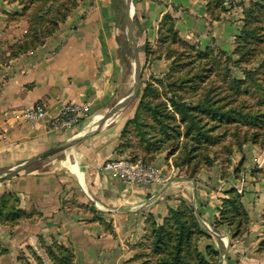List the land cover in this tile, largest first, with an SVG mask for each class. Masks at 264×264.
<instances>
[{
	"label": "crops",
	"instance_id": "crops-1",
	"mask_svg": "<svg viewBox=\"0 0 264 264\" xmlns=\"http://www.w3.org/2000/svg\"><path fill=\"white\" fill-rule=\"evenodd\" d=\"M120 1L77 0L41 44L0 63V194L12 192L26 214L14 224L0 222V264H26L25 259L37 264L36 256L52 264L47 247L54 245L73 251L72 264H136L151 223H162L184 202L194 207L204 229L207 224L216 233L204 236L202 244L218 251L217 264H264L260 148L246 145L243 150L242 202L250 224L239 236L229 225L216 224L228 185L236 187L232 177H222L216 162L192 175L187 166L175 165L166 151L160 152L151 161L160 179L149 184L127 183L104 167L110 158L128 157L116 148L136 106L132 101L100 123L135 85V55ZM207 2L132 0L143 63L140 92L152 75L160 77L170 69V58L156 57L165 13L175 18L179 36L188 43L232 52L242 25L241 0H223L226 10L219 19L208 13ZM22 8L19 1L0 0V52L22 32L21 27L13 30L9 19ZM69 102L88 104L89 116L75 126L51 129V118ZM36 103L44 104L46 116L30 123L21 116L22 109ZM71 140L63 151L7 173Z\"/></svg>",
	"mask_w": 264,
	"mask_h": 264
},
{
	"label": "trees",
	"instance_id": "trees-1",
	"mask_svg": "<svg viewBox=\"0 0 264 264\" xmlns=\"http://www.w3.org/2000/svg\"><path fill=\"white\" fill-rule=\"evenodd\" d=\"M12 1H19L23 5V8L20 13H10L9 19L11 20L18 16H24V14L31 11L35 5L34 0ZM51 2L53 4V1ZM120 3L122 6V1H120ZM52 4L50 7L51 9L46 10V15L52 10L61 12L57 18L52 17L50 19L51 22H53L52 27L45 34L40 33L41 38L39 39L34 37L37 36V34H34V36L31 34V36L34 37L33 42H25L22 49L12 52L7 58L0 59V63H5L18 54L33 49L41 44L47 36L56 30L59 23L66 19L69 11L77 4V0H72L70 3H67L66 1L62 2L56 6V8ZM207 8L208 13L213 19H219L221 13L226 10L223 0H208ZM244 13V26L235 38L237 43L234 49L235 52L241 50L240 45H242L241 40L243 37L248 39V37H250L249 35H251L249 34V31H247V18L249 17L247 10H245ZM35 29L37 30L36 26H33L31 28L32 32H35ZM242 33H244V36ZM158 46L161 52L157 54L156 57L164 55L172 60L170 69L164 75L165 78L169 79L168 83L165 84L162 79L156 80L159 85L165 84L169 87V90L172 93L171 97L168 99L171 104V109L168 108L165 102H161L160 105L155 104V106L152 107L149 93L158 90V84L151 79L146 80L138 107L134 116L125 123L121 132L120 143L117 146L116 151L120 154H124L127 153V150L130 147L133 149V151L127 153L130 155V159L134 161L141 160L142 162H151L155 156L165 148L164 142L167 140L166 138H174L182 133L181 127L183 125L185 127V136L189 137L190 140L185 141L183 148L186 149L181 150L179 156H173V162L177 166H187L189 173L195 175L203 166L201 164L202 160L198 159V156L201 155L200 149L205 150V148L207 149L210 145H214L216 142L214 133L217 128L234 119L231 112L234 113V111H236L232 105L237 99L235 96L236 94H228V100L224 102L223 100L226 97H215L213 88H207L202 94L198 92L191 94L187 91L186 93L179 94L178 91H176L174 86L177 84V80H180L182 82L181 85L187 87V89L191 91L194 88L202 86L208 79V76L205 74H201L200 76H189L187 73L174 79L175 77L173 76V73L175 71H180L177 68L182 64L179 62V56L185 54L186 62L183 63L184 65H182V67L189 66L191 68L197 59L201 58L206 53L208 54L211 52L213 47L209 46L202 50L196 45L183 40L175 28V18L171 13H165L159 23ZM127 49L129 50V47ZM145 49L149 55L150 46L148 43L146 44ZM219 50L228 55L226 56L227 59L230 58V54L226 51L222 49ZM193 53L198 54L197 57H195ZM212 69L215 70L214 67ZM170 78H173V81ZM224 78L227 80L232 78L235 82V86L231 85L229 91L230 89L233 91L234 88L241 90L240 88L244 79L242 80L239 77L232 76L229 67H226ZM184 87L181 86V88ZM191 96L196 97L197 102H192L190 100ZM143 107H151V110L155 114V122L153 121V123L148 124L141 118V110ZM143 125H146L149 127L148 129L152 128L155 131L149 133ZM130 128L136 129L139 136L135 145L129 137H126ZM178 147L179 146L176 145L173 147L174 149H172L175 150ZM207 155L208 153L205 151L203 156L208 157ZM207 160L209 165L211 161L208 158ZM237 172L238 170L236 173ZM18 202V198L12 192H4L0 194V222L14 224L21 217L26 215L25 212L18 207ZM249 222L250 219L248 212L244 208L242 202V192L238 191L235 187L230 188L228 190V197L223 199V204L220 210V219L216 224L229 225L234 231V236H239L242 235L244 230L248 229ZM204 233L205 231L201 227V223L197 218L194 207L184 202L178 208L171 209L162 223H151L149 231L142 242L139 251L136 253L135 261L141 260L140 264H188V260L185 259V248L191 245L193 241L196 242L197 235H202ZM150 240L153 241L154 252L158 254V258L154 263L151 262L149 257L144 258L143 260L141 258L144 254V249L147 248L145 245L147 242H150ZM260 244L264 247V238ZM208 247L209 252L216 254V256L218 255L217 250L211 246ZM195 248L197 247L195 246ZM47 252L52 260V264H72L74 253L68 247L61 245H54L53 247L49 246L47 247ZM200 255L204 259L203 260L201 257L204 264H215L214 258H212L211 262L203 253ZM36 260L37 264H45V262L38 256H36ZM24 261L26 264H31L26 259Z\"/></svg>",
	"mask_w": 264,
	"mask_h": 264
},
{
	"label": "rangeland",
	"instance_id": "rangeland-1",
	"mask_svg": "<svg viewBox=\"0 0 264 264\" xmlns=\"http://www.w3.org/2000/svg\"><path fill=\"white\" fill-rule=\"evenodd\" d=\"M34 1L35 5L31 11L28 13L26 12L24 16H18L17 18H14L15 20L12 19L10 22L12 24L13 30L15 28L21 27L22 32L18 33V35H15L14 39L7 42V49L6 51L3 50V52H0V59L7 58L12 52L22 49L25 42H33L34 37L37 39L41 38L40 33L45 34L52 27L53 22H51L50 19L52 17L57 18L61 12L52 10L48 13V15L45 14L47 9H51V1H53L52 5L56 8V6L62 2L66 1L67 3H70L72 0ZM241 3L242 5L238 7L240 9L242 25L238 34L244 26L245 10H247V14L249 16L247 18V31H249V34H251L249 35L250 37H248V39L243 37L241 40L242 45H240L241 47L239 46L241 50L239 52H235L234 49L237 44L235 39L234 49L231 53L227 52L230 54V58L227 59L226 56L228 55L222 53L219 50L220 48L218 49L216 46H213L212 51L197 59L191 68L189 66L182 67V65H184L183 63L186 62V56L185 54L180 55L179 62L182 64L177 68L180 71H175L173 76L175 77L174 79L181 76L182 74L185 75L186 73L189 74V76H200L201 74L208 76L206 83H203L202 86L194 88L191 91H189L187 87L181 85L182 82L180 80H177V84L174 86V88L179 94L186 93V91L191 94H195L196 92L202 94L205 90H207V88H213L215 97H226L223 100L224 102L228 100V94H236L235 96L237 99L232 104L236 111H234V113L231 112L234 119H232L231 122L222 124L219 128H217L214 133L216 142L214 145L207 147V149L205 148V150L200 149L201 155L198 156V159L202 160L201 164L203 166L201 168L206 169L212 167L216 162L220 167V173L222 177H232L234 184L236 185L235 188L238 191L243 192V179L245 177L243 157L245 154L243 151L244 147H246V145L256 146L257 148H260L262 150L261 152L264 154V0H241ZM33 26H36L37 28V30L35 29V32H32L31 30ZM31 34L33 36L34 34H37V36L33 37ZM242 35L244 36V33H242ZM193 55L197 57L198 54L193 53ZM213 67L215 70L212 69ZM226 67H229L232 76L239 77L242 80L244 79V82L240 88L241 90L234 88L233 91L231 89L229 91L231 85L235 86V82L232 78L229 80L224 78ZM164 75L165 74L160 77L152 75L151 80L158 84L156 80L162 79L166 84L168 83L169 79L165 78ZM170 79L173 81V78ZM165 84H158V90L149 93L152 107H154L155 104L160 105L161 102H165L168 108L171 109V104L168 99L171 97L172 93L169 90V87ZM181 86L184 88H181ZM142 91L139 93V96L133 100L136 104L135 111L138 107ZM190 100L192 102H197V98L194 96H191ZM154 115L155 114L151 110V107H143L141 110V118L148 124L153 123L155 119ZM143 127H146L149 133H153L155 131L152 128L148 129L149 127L146 125H143ZM129 130L130 131L127 132L126 137H129L135 145L139 137L137 130L134 128H130ZM181 130L182 133L175 136L174 138H166L167 140L164 142L165 148L161 151H166L167 155L170 154L168 157L172 158V161L173 156H179L181 153L180 151L186 149L183 148L185 141L190 140L189 137L185 136V127L183 125ZM176 145L179 147L173 150V147ZM131 151H133V149L129 147L127 153ZM205 151L208 153V157L203 156ZM127 155L130 158V155ZM207 158L211 161L209 165ZM237 170L238 172L236 173ZM259 171L262 177H264L263 167L262 169H259ZM228 186V188L234 187L233 184H229ZM201 227L205 233L202 235H197L196 242L193 241L191 245L185 248V259L188 260V264H204V259L200 255L203 253L204 256L207 257L211 262L212 258H214V262L217 264L218 255L216 256V254L208 251V246L210 245L204 246L202 244V238L204 236H209V233L216 235V233L212 231L207 226V224L205 225V229L202 224ZM247 230L248 229L244 230L242 234H244ZM145 246L147 248L143 251L144 254L141 257L142 260L149 257L152 263L156 262L158 254L153 250V241L150 240V242H147ZM195 246L197 248H195ZM140 263L141 260L136 261V264Z\"/></svg>",
	"mask_w": 264,
	"mask_h": 264
},
{
	"label": "built area",
	"instance_id": "built-area-1",
	"mask_svg": "<svg viewBox=\"0 0 264 264\" xmlns=\"http://www.w3.org/2000/svg\"><path fill=\"white\" fill-rule=\"evenodd\" d=\"M90 106L69 102L50 120V128L62 130L75 126L82 118L89 116ZM21 116L30 123L46 116L43 103H36L22 109ZM105 168L121 175L130 184H149L160 179L157 167L152 163L140 160L134 161L128 157L110 158L105 162Z\"/></svg>",
	"mask_w": 264,
	"mask_h": 264
},
{
	"label": "water",
	"instance_id": "water-1",
	"mask_svg": "<svg viewBox=\"0 0 264 264\" xmlns=\"http://www.w3.org/2000/svg\"><path fill=\"white\" fill-rule=\"evenodd\" d=\"M121 1H122L123 8H125L128 36H129V40L131 43V47H132V49L134 51V55H135V57H134L135 58V85H134L133 91L128 96H126L121 101H119L115 106H113V108L103 118L104 120H102V122H100V123H104L105 120H107L109 117H111L117 111H119L121 108L125 107L130 102H132L134 99H136L139 96L141 86H142L141 69H142L143 63L141 61V58H139V56H138L137 40H136L135 35H134V21H133V16L131 13L132 0H126V4H125V0H121ZM144 50H145V48H144ZM73 142H74V140H71L69 142L60 144L54 148H51V149L43 152L42 154H40L36 157H33L30 160L24 162L20 166H18L16 168L9 169L7 171V173H16V172L22 170L23 168L34 164L35 162H37L40 159L47 158V157H50V156H52L58 152H61L64 149H66L67 147L71 146L73 144Z\"/></svg>",
	"mask_w": 264,
	"mask_h": 264
}]
</instances>
